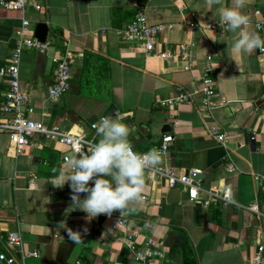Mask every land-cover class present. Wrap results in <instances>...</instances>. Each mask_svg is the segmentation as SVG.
Returning <instances> with one entry per match:
<instances>
[{
  "label": "crops",
  "instance_id": "1",
  "mask_svg": "<svg viewBox=\"0 0 264 264\" xmlns=\"http://www.w3.org/2000/svg\"><path fill=\"white\" fill-rule=\"evenodd\" d=\"M29 1L23 11L0 5V69L10 60L23 19L31 23L28 35H35L38 23L48 24V50L26 49L21 58V88L33 108L30 118L85 133L95 143L99 137L93 124L114 105L110 116L129 127L128 140L137 153L150 151L171 133L174 141L157 167L169 165L179 174L205 172L212 176L210 187L230 186L238 204L213 201L202 204L198 212L200 202L192 201L182 184L171 186L166 178H151L145 171L138 213L114 212L88 221L84 211H71L69 184L57 188L51 183L58 179L69 148L36 134L33 144L17 154L9 135L0 130V251L9 231L19 229L25 249L39 251L38 256L27 257L26 264H138L126 246L128 234L135 233L139 244L149 238L163 243L162 264H251L258 245L264 244L262 51L236 52L232 44L239 30L222 29L219 6L209 10L205 0H139L140 8L134 5L137 0ZM34 3L42 8L36 9ZM223 3L233 6V0ZM138 9L150 23L172 24L162 34L172 47L195 43L191 70H185L178 58L148 57L141 47L122 39L119 30ZM242 11L250 18L247 30L264 38V30L256 25L264 22V0H248ZM210 24L214 26L209 28ZM66 41L74 53L71 87L51 99L54 57L66 50ZM209 54L216 97L226 104L208 111L197 96L191 104L161 106L180 86L200 87ZM7 89V79L0 74V120L6 118L2 102ZM207 126L225 132L227 141L220 143ZM199 182L205 187V178ZM199 197L205 199L207 194L201 191ZM253 203L258 211L239 205ZM119 220L126 222L125 228H113ZM65 222L81 232L80 242L68 238ZM17 256L21 258L20 253Z\"/></svg>",
  "mask_w": 264,
  "mask_h": 264
},
{
  "label": "built area",
  "instance_id": "2",
  "mask_svg": "<svg viewBox=\"0 0 264 264\" xmlns=\"http://www.w3.org/2000/svg\"><path fill=\"white\" fill-rule=\"evenodd\" d=\"M29 2V0H0V5L9 10L23 11L29 5ZM134 5L136 8H140L139 0H137ZM34 7L39 10L42 8V5L41 3H34ZM255 13L261 15V10L256 9ZM30 25L31 23L28 19H23L22 25L16 32L18 39L10 60L6 66L0 69V74L7 79L8 83V89L2 102V111L6 115V118L0 120V130L9 135L10 142L14 146L17 154L23 151L24 146L33 144V137L36 134H41L49 140H55L65 144L69 148V151L62 156V169H65L67 158L73 154L77 147L81 146L80 142L84 141L86 144H91L93 141L89 139L85 133L75 134L63 130L58 125H48L44 121L35 120L28 116L29 113L33 112V108L28 105V93L21 88L20 65L22 54L26 49H36L44 53L51 45L48 37L45 41H41L35 35H28ZM191 25L196 26V23H191ZM256 25L258 29L264 30L263 21H257ZM213 26L214 25L210 24L208 27L210 28ZM171 27L172 24L150 23L147 15L142 10L138 9L133 20L125 28L119 30V33L125 41L141 47L148 57H158L162 59L178 58L182 62L185 70H191L193 67L191 50L195 46V43H181L176 48L172 47L162 40L164 31ZM65 45L66 50L54 57L55 72L53 83L49 91L51 99L60 98L71 87L70 67L74 53L70 48L69 41H66ZM262 53H264V51H262ZM212 71L213 56L209 54L207 56L206 71L200 78V87L195 90H188L180 86L173 96L163 99L160 102L161 106H176L185 103L191 104L195 101L197 96H201L208 111L226 104L225 99H218L216 97L217 81ZM207 128L209 133L220 143L224 144L227 141V134L225 132H221L217 127L213 126H207ZM254 138L255 136H252V139ZM173 141L174 136L171 133H166L161 143L152 149H156L164 155L170 150ZM84 151H87V146H85ZM133 151L136 152L134 149ZM229 169L230 171L233 170V165H230ZM146 171L151 178L157 176L166 178L171 186L182 184L188 191L192 201L201 202L205 206H209L213 201L238 204L233 198L232 188L230 186H225L223 188L217 186L208 188L203 187L196 178L199 170L194 169L187 173L179 174L176 168L165 165L163 167L156 166ZM201 191L207 194L205 199H200L199 196ZM239 205L249 210L258 211V205L256 203ZM116 223H118V226L115 227ZM116 223L113 225L115 229L126 227V222L124 220H119ZM55 237L67 239V236L63 234H55ZM135 237V233L128 234L126 244L128 250L133 254L135 261L138 264H162L160 260L164 257L163 243L149 238L143 244H139L136 242ZM17 253L21 254V258H18ZM38 255V250L29 251L25 249L21 230H11L6 236L4 249L0 251V264H26L27 257ZM137 256L140 258H137ZM251 264H264V244L258 245Z\"/></svg>",
  "mask_w": 264,
  "mask_h": 264
},
{
  "label": "clouds",
  "instance_id": "3",
  "mask_svg": "<svg viewBox=\"0 0 264 264\" xmlns=\"http://www.w3.org/2000/svg\"><path fill=\"white\" fill-rule=\"evenodd\" d=\"M205 4L209 10L219 6L218 23L222 29L232 33L239 30L238 38L232 44L236 52L264 51V38L247 30L250 18L242 9L248 0H233L231 7L224 6L223 0H205ZM94 127L98 142L86 144L81 141V146L66 160L67 170L61 169L58 179L51 183L57 188L69 184L71 211H84L88 221L99 215L111 217L114 212L136 214L143 203L145 171L161 163L162 153L156 149L144 154L134 152L128 140L129 127L111 116H104ZM85 146L87 151H84ZM82 193L86 194L83 199ZM64 230L69 239L80 242V231H74L66 222Z\"/></svg>",
  "mask_w": 264,
  "mask_h": 264
},
{
  "label": "water",
  "instance_id": "4",
  "mask_svg": "<svg viewBox=\"0 0 264 264\" xmlns=\"http://www.w3.org/2000/svg\"><path fill=\"white\" fill-rule=\"evenodd\" d=\"M48 32H49V27H48L47 23L41 22V23L37 24L36 30H35V36L38 39H40L41 41H45L48 37ZM260 60L262 62V71L264 72V53L261 54ZM115 109H116V107L114 105L109 106V108L105 112V116H110L114 112ZM196 178L198 180L205 178V181H206V183L204 184L205 187H210V183H213L212 176L206 174L205 172H199L196 175ZM208 181H211V182L208 183ZM201 206H202L201 202L197 204L196 210L198 212H199Z\"/></svg>",
  "mask_w": 264,
  "mask_h": 264
}]
</instances>
